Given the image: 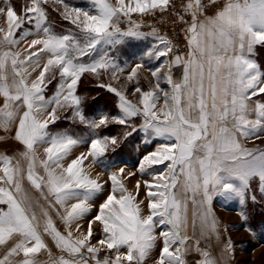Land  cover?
Masks as SVG:
<instances>
[{"label":"snow or ice","instance_id":"6c2138e0","mask_svg":"<svg viewBox=\"0 0 264 264\" xmlns=\"http://www.w3.org/2000/svg\"><path fill=\"white\" fill-rule=\"evenodd\" d=\"M50 2L63 5L61 17L76 32L54 30L45 7ZM90 3V10L64 0H25L19 11L11 0L0 5L6 22V28H0V130L14 129L10 138L23 146L19 158L0 153V264H146L158 239L162 247L153 264H187L191 251L202 257L197 264H218L199 247L198 239L189 245L188 204L193 206V228L198 221L201 236L219 238L214 198L237 200L242 207L249 199L257 203V194L264 200V148L243 142L264 139V67L257 60V48H264V0H181V10L174 0ZM170 10L184 32V52L156 29L141 32V25L132 20L133 14ZM124 21L130 25L126 31L120 28ZM148 35L158 43L145 55L156 61L170 57L149 69L154 88L144 91L138 86V70L145 65L136 63L126 79L136 80L132 94L139 93L138 102L111 83H98L118 98L120 114L86 117L84 98L77 94L84 74L99 79L103 72L116 81L125 69L111 50L126 39ZM22 43L26 46L21 51ZM173 69L182 70L179 79H173ZM33 73H38L35 78ZM53 81L55 91L47 96ZM67 110L68 119L90 130L88 140L50 131ZM134 117L141 118L139 128L130 123ZM111 124L129 130L122 136L96 135ZM137 131L147 144L163 141L139 162V172L152 177L144 182L147 212L145 202L137 199L140 183L135 194L129 192L122 179L125 168L120 167L109 173L110 190L81 231V222L104 192V184L90 175L85 161L90 158L91 165L109 168L106 154ZM8 138L0 136V141ZM84 143L88 150L69 160L73 149ZM40 147L43 159L37 155ZM165 162L166 172H148ZM25 180L47 207L33 201ZM50 212L64 225L63 232ZM239 215L247 221L243 211ZM93 225L102 234L95 244ZM45 236L59 256L53 255ZM232 252L229 238L221 260ZM42 254L46 260H41Z\"/></svg>","mask_w":264,"mask_h":264},{"label":"rangeland","instance_id":"374dc122","mask_svg":"<svg viewBox=\"0 0 264 264\" xmlns=\"http://www.w3.org/2000/svg\"><path fill=\"white\" fill-rule=\"evenodd\" d=\"M11 1L13 3V0H11ZM14 1H15V5H18L20 9L25 4V0H23V2H21L22 1L21 0L18 3H16V0H14ZM64 3H67L70 6L80 7L82 9H89L90 10L92 7L90 0H64ZM2 4H3V0H0V5H2ZM45 7H46V10L48 12L49 21L52 22V24L54 26V30L57 33H66L69 30H71L72 32L77 31L75 29L74 25H72L71 23H69L68 21L64 20L61 17L60 13L63 10L62 4L50 2ZM165 20L166 21L170 20L174 23V19L172 17H166V18L160 17V19L157 20L158 26L161 27L162 23L163 24L167 23ZM174 24L176 25V26H174L175 35L177 36V34L179 33V37H180V39L177 42L182 44L183 42L181 40V37H184V32L182 31V27L178 23H174ZM152 25H155V22ZM141 27H143V26H141ZM0 28H6V22H5L4 17H2V16H0ZM120 28H121V30L126 31L129 28V25L126 24L123 27L120 26ZM160 36H162V35H160ZM33 38H35V37H29L28 40H31ZM25 46H26V44L22 43L18 50L22 51ZM116 49H117V46L113 50H111L112 55H115L117 53ZM179 50L181 51L180 47H179ZM260 56H262L264 58V49H262V54H260ZM169 58L170 57H168V58L164 57L163 59L166 60ZM85 59H87V58H85ZM263 66H264V64H263ZM181 72H182L181 69H173V79H177L181 75ZM37 74L38 73H33L31 78H35V76ZM84 76L85 77H84V79H82L79 93H97V91H95V90H93V91L90 90V87H89L90 84H93V83H96V84H98V83H105V84L111 83L114 87L120 88L121 90L123 88V90L129 96V98H130L129 100L131 102H133V103L138 102V99L135 100L133 98V94H132L133 93L132 90L135 86L134 80L127 81L126 78H125V80L121 79V78L119 80V76H118V79L116 81H113L110 78L109 74L103 73V72L101 73V76L99 77V79H97L95 76L88 74V73H85ZM55 87H56V82L53 81V83L51 85H49L46 93H52L53 94V92L55 91ZM0 103H2V101H0ZM161 104H162V102H161ZM82 109H83V107H82ZM101 115H103V114H95L94 116L90 117L89 119H97L98 120L101 117ZM70 116H71V110H67L64 113H61V117L66 119V121L70 124L71 129H72L70 132L68 130H62V131H67L74 136L82 137L85 140H88L92 135L90 130L85 125H82L79 122L73 123L70 119L67 118ZM135 119L136 120H134L133 123H131V122L130 123L137 126V128H139V126L142 122L141 118L135 117ZM111 125H116V124H111ZM111 125H109V126H111ZM59 129L60 128H58L54 131H51V132H58ZM62 131H59V132H62ZM99 131H100V129L96 130V135L102 137L103 135H100ZM11 135H14V129H13L12 133H5L3 130H0V136L9 137L5 141H0V150L4 151V153H6V154L9 153L11 156H15V157L19 158V152L22 150L23 146L18 144L13 139H11L10 138ZM134 136L136 137V139H135V141H132V144L134 145V149H133L132 159L130 161L125 160V161L120 162L118 160V156H116V152H109L103 158L110 165V167L107 169H105L104 167L99 166V165H91L90 164V158H89V160L85 161V168L90 173V175H92L93 178L98 179L102 184H104V192L101 194H98V196L96 197V199L94 201L96 207H94L92 212L89 214V216L86 217L85 220L81 222L83 225L81 228V231H86L87 221L89 219H91L97 213L99 204L103 202V200L106 198L108 191L110 190L111 181L108 179L109 173L113 172V171L118 172L120 167L125 168V174L122 177V179H123V183H124L125 187L128 189V191L130 192V190H131V192L134 194L136 192L135 185L137 184V182H139L140 183V189H139V196L137 197V199L143 200V201L146 199V189L144 187V182L145 181L151 182L152 177L148 173L141 174L139 172V170H138L139 169V162L144 155L148 154L151 151H154L156 149V147L160 143H162L163 141L156 139L152 143L147 144L144 142V134L140 131H137L136 135H134ZM250 142L251 143L247 144L249 148H253V147L264 148V139L259 140V141H256V140L250 141ZM88 147H89L88 143H84V144L77 146L76 148L73 149L72 155L68 159L70 160L72 158H75V156L79 155L80 153L86 152L88 150ZM37 155L41 159L44 158V153H43L42 147L38 148ZM22 163H23V161H22ZM65 163H67V161ZM167 163L168 162H165V164H161V165H154L152 169L148 170V172H153V171L160 172L161 170H164L166 172L165 165ZM24 184H25V187H27L29 195L32 197L33 201L38 202L39 205H41V206L47 207V204L44 201V199L42 197H39V198H42V200H43V201H40V199L37 196V192L36 193L33 192L35 190L32 189L30 187V185H28L26 180H25ZM214 202L222 209L221 210L222 212L220 210H217V212H216V215H218V216L221 215V217H222L221 220L227 219L229 221H232L234 223V225L235 224H237L238 226L240 225V221H242V219H241V216L239 215V213L241 211H243L242 210L243 207L239 204V202L237 200H233L231 202L225 203L221 198L216 197V198H214ZM217 205H216V207H217ZM36 211H37V214L39 215V208H36ZM220 213H223V215L224 216L226 215V217H223L222 214H220ZM50 215L52 216L53 221L55 222L57 228L63 232L64 231V225L59 220V218L55 215V212H50ZM244 222L246 224V221H244ZM238 230H239L238 234H236V236L235 235L232 236V238H231V241H233L232 242L233 252L231 253L233 256L232 262L234 264H264V241H262L259 238V236L255 233H254L255 237L259 241L256 240L255 238H253L254 236H252L251 234H248L246 232L245 233L242 232V230L240 228ZM93 231H94V235L92 238V243L95 244L97 240L102 238V234L99 230L98 225H93ZM77 235H78V233H77ZM44 239H45L46 243H48L49 247L52 249L53 255L59 256L60 252H59V250H57L55 248V245L52 242L51 238L45 236ZM244 243H245V247L244 246L240 247L241 244H244ZM106 254H107L106 250L102 249L100 255L104 256ZM46 259H47V255L42 254L41 260H46Z\"/></svg>","mask_w":264,"mask_h":264},{"label":"crops","instance_id":"0c3cea01","mask_svg":"<svg viewBox=\"0 0 264 264\" xmlns=\"http://www.w3.org/2000/svg\"><path fill=\"white\" fill-rule=\"evenodd\" d=\"M110 2L114 6L116 5V0H110ZM156 43H158V41H156L153 36L148 35L146 38L141 39V40H135V39L129 38V39H126L125 43H123L121 45H117V49H116L117 53L113 56L117 58L121 67H123L125 69L124 72L118 73L119 80H120V78L125 80V78L129 74L131 69L133 67H135V64L143 62L145 67L138 70V75H139V85L138 86L144 91H148V90L153 89L155 81H154L153 77L151 76V72L149 71V69H154L155 67H157V65L161 61H164L165 59H163L164 57H161V61H156L154 59L148 58L145 55V53L149 49H151L153 44H156ZM161 47H163V46L161 45ZM262 49H264V48H257V52H258L257 60L262 65V67H264L263 66L264 58L262 56H260V54H262ZM181 75H182V72H181ZM180 76L177 79H179ZM134 81H135V86H134V88H135L137 86V82L135 79H134ZM162 87H164L165 90H170L168 85L162 84ZM134 88H133V90H134ZM133 90H132V92H133ZM78 91H79V87H78L77 93H78ZM122 91H124L123 88H122ZM111 94H113V93H111ZM125 95L128 97V99H130L129 96L126 94V92H125ZM138 97H139V93L133 95V98L135 100L138 99ZM116 99L118 102L117 97H116ZM161 102H162V100H161ZM119 114H120V112H119ZM134 120H136L135 117L132 118L131 121H134ZM261 140H263V139H261ZM251 141H255V140H251ZM256 141H259V140H256ZM243 142L245 143V145L247 147H248L247 144L251 143L250 141H243ZM0 153H4V151L0 150ZM8 155H10V154L8 153ZM33 192L36 193V191H33ZM37 196H38V198L41 197L38 192H37ZM39 199H40V201H43L42 198H39ZM144 202H145V204L142 207L146 206L147 199H145ZM216 205L217 204L213 200L211 207H212V211H213L214 215H216L217 210H220V211L222 210L218 205L216 207ZM146 212H147V209L145 207V213ZM192 212H193V206H192L191 202H189V204H188V226H187V230H186V234L190 237L189 245L190 246L193 245L195 240L198 239L199 240V247L203 250L208 251L210 253V256L213 259H215L218 262V264H225V260H226V264H234L232 262L233 261L232 254L226 256L225 260H221V255L223 252L225 242L229 238L231 239L232 236H234V235L236 236V234H238L239 228L242 230V232H244V233L246 232L248 234H251L252 236H254L253 238L258 240L255 237L254 232H252V231L249 232L246 230L248 227L243 220L240 221V225L238 226L237 224L234 225V223L232 221H229L227 219L221 220L222 219L221 215L215 216L217 221H218V224H219V226H218L219 238H217V236L215 234H207L205 236H201L200 225H199L198 221L196 223L195 228H193ZM220 214H222L223 217H226V215L224 216L223 213H220ZM159 231H160V229H157V235H158ZM231 242H233V241H231ZM242 246L245 247V243L241 244L240 247H242ZM161 247H162V241L158 239L156 248L154 249L152 256L147 260L146 264H153V259L158 255ZM200 259H202V257L198 253H196L195 251H191L186 257L187 264H197V262Z\"/></svg>","mask_w":264,"mask_h":264},{"label":"trees","instance_id":"16d2710c","mask_svg":"<svg viewBox=\"0 0 264 264\" xmlns=\"http://www.w3.org/2000/svg\"><path fill=\"white\" fill-rule=\"evenodd\" d=\"M20 1L21 0H16V3ZM21 2H23V0ZM12 4L17 9V11L20 10L19 6L15 5L14 0ZM85 76L81 78L79 84V91H80L82 79H84ZM89 87L91 91L95 90L97 91V93H79V91L77 93L78 95L84 98L82 110L86 115V117L90 118L95 114H103V115L106 114L109 116L119 115V109L117 107V99L113 94L107 92L103 88L97 87L96 83L90 84ZM51 94L52 93H46L47 96H51ZM130 122L133 123L134 121H130ZM58 128H60L58 132L62 130H68L70 132L72 130L70 124L66 121V119L62 117L60 120L57 121L56 124L50 126V131H54ZM127 130L129 129L121 125H111L108 126L107 128H101L99 133L100 135L103 136L104 135L122 136L123 132ZM134 135H136V133H134L131 137H129L127 141H124L120 145V147L115 151L116 156H118V160L120 162L125 160L130 161L132 159V154L134 149V145L132 144V141H135L136 139ZM257 200H258L257 203H253L249 199L247 203L243 206L242 210L248 216V219L246 221L247 227L251 229L252 232L257 234L262 241H264V200H262L259 197V194H257Z\"/></svg>","mask_w":264,"mask_h":264},{"label":"built area","instance_id":"2783aa9c","mask_svg":"<svg viewBox=\"0 0 264 264\" xmlns=\"http://www.w3.org/2000/svg\"><path fill=\"white\" fill-rule=\"evenodd\" d=\"M174 2L177 5V10H181L180 9L181 0H174ZM160 17H165V18L172 17L173 19H175L172 11L170 10L169 12H165V13L157 12L155 15L146 14V15L141 16L140 14H133L132 20L136 21L141 26H143L139 29L141 32L151 33L153 29H156L158 32V35L167 36V38L173 41V43L179 44L178 46L181 48V51L184 52L185 51V40H184V37H181V40L183 43L180 44L177 42L180 39V37H179V33L177 34V36L175 35L174 26L176 25L170 20L168 21L165 20L168 24L162 23L161 27H159L157 24V20L160 19ZM154 22H155V25H152L154 24ZM126 24H128L127 21H124L120 24V26L123 27Z\"/></svg>","mask_w":264,"mask_h":264},{"label":"bare ground","instance_id":"6f19581e","mask_svg":"<svg viewBox=\"0 0 264 264\" xmlns=\"http://www.w3.org/2000/svg\"><path fill=\"white\" fill-rule=\"evenodd\" d=\"M130 192H131V190H130ZM230 216V215H229Z\"/></svg>","mask_w":264,"mask_h":264}]
</instances>
